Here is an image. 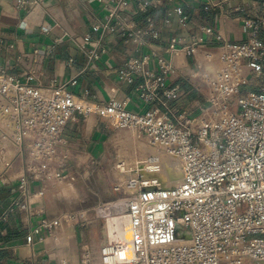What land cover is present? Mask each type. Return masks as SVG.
Wrapping results in <instances>:
<instances>
[{
	"label": "built area",
	"instance_id": "2783aa9c",
	"mask_svg": "<svg viewBox=\"0 0 264 264\" xmlns=\"http://www.w3.org/2000/svg\"><path fill=\"white\" fill-rule=\"evenodd\" d=\"M160 2L135 0V7L146 11ZM33 3L43 1L18 0L17 8L26 10ZM129 4L111 0L106 6L109 23L98 24L94 31H120L139 52L143 36L155 26L149 20L146 31L135 32L122 16ZM174 13L187 20L180 8ZM249 27L252 36L243 43H222L214 29L205 27L212 37L209 46L199 38L185 43L173 39L164 49L193 59L192 76L205 92L195 111L179 109L180 88L169 82L177 69L154 48L130 58L118 71L123 85L139 82L136 92L148 109L138 112L127 108L129 98L120 105L114 99L93 103L76 97L70 88L76 81L61 84L52 79L46 87L36 86L30 83L35 73L22 82L1 67L0 160L10 157L6 166L15 159L22 163L17 196L4 218L17 210L28 217L45 214L47 189H60L69 176L66 127L78 115H95L117 129L134 131L154 151L131 166L119 163L122 178L114 191L123 196L120 202L131 220L132 238L105 237L97 264H264V82L256 85L258 91L241 90L251 84V77L264 78V41L259 37L264 20ZM13 48L0 40V52ZM88 54L90 60L97 57L93 51ZM172 170H179L180 180L164 187L160 178ZM167 179L173 180L170 174ZM35 183L43 185L38 192L31 189ZM104 206L69 218L82 227L100 223ZM53 224L43 219L40 227ZM40 227L27 237L32 259L37 257L34 237ZM81 258L82 264H93L88 248Z\"/></svg>",
	"mask_w": 264,
	"mask_h": 264
},
{
	"label": "crops",
	"instance_id": "0c3cea01",
	"mask_svg": "<svg viewBox=\"0 0 264 264\" xmlns=\"http://www.w3.org/2000/svg\"><path fill=\"white\" fill-rule=\"evenodd\" d=\"M42 1L43 4L33 3L20 10L18 0H0V40L14 46L0 52V68L11 69L22 82L35 73L30 83L36 86L46 87L52 79L61 84L76 81L70 87L76 97L93 103L114 99L120 105L129 98L127 108L134 112L148 107L136 92L138 81L123 85L119 80L118 71L130 58L151 53V48L162 51L177 69L169 82L180 88L179 109L195 111L204 99L192 76L194 61L183 53H165L164 49L173 39L185 43L199 38L203 45L209 46L212 37L203 31L205 27L214 29L222 43H243L252 36L251 22L264 20V0H161L146 11L138 10L135 0H129L127 10L122 13L126 23L133 24L135 32L146 31L149 20L155 26L154 32L143 36L144 45L137 52L136 43H126L127 38L120 31H94L98 24L109 23L106 6L111 0ZM176 8L182 10L187 20L182 22V16L174 13ZM259 37L264 41L262 27ZM89 51L97 57L90 60ZM243 69L244 73L249 71L247 67ZM263 82L264 78L251 77V84L244 91H258L256 85ZM115 134L117 128L95 115H78L68 124L64 137L71 150L69 176L60 189H47L42 216L28 217L17 210L4 218L17 196L22 163L15 159L6 166L10 157L0 160V264H82L84 248L90 250L93 264L98 263L102 240L96 226L82 227L69 216L90 211L92 208L85 209L90 205L113 203L117 194L102 172L111 163V141ZM42 187L41 183H35L31 189L38 192ZM43 219L50 224L61 222L40 227ZM37 227H40L34 237L37 257L32 259L27 237ZM113 236L117 237L115 233L107 235L115 239ZM69 257L72 260L68 261Z\"/></svg>",
	"mask_w": 264,
	"mask_h": 264
},
{
	"label": "rangeland",
	"instance_id": "374dc122",
	"mask_svg": "<svg viewBox=\"0 0 264 264\" xmlns=\"http://www.w3.org/2000/svg\"><path fill=\"white\" fill-rule=\"evenodd\" d=\"M245 71V69H243V72ZM253 82V79H252ZM256 82V81H255ZM247 88L244 86L241 88L242 92H244V90H246ZM201 98L205 99V92H201ZM111 163L105 167L104 171L102 172L103 177L107 180V182L109 183V186H113L114 188V184L116 182H119V179L122 178L121 177V169L118 168V165L120 162H124L127 166L128 165H133L136 163V161H140L143 160L145 158H147L149 155H151L154 151L149 148L147 142L145 141V139L143 137H139L134 131L129 130V129H118V134L114 136V138L111 141ZM118 168V169H117ZM128 167H126V171H127ZM179 173V170H178ZM165 174V176H164ZM169 174L170 172H166L163 173V182L165 183V185L168 187L169 185H173L171 184L170 181H168L167 178H169ZM174 176V174H173ZM164 177H166V179H164ZM179 178V175L174 176ZM173 179V178H172ZM117 195L115 196V198L113 199V203L112 204H95V205H90L89 207L85 208H92L90 209V213L92 214L93 211L102 206H104V209H106V211H104V219L100 221V223H94L90 226H96L97 228V234H98V238L100 240L105 239V237H107V221L110 218H114V217H123L124 216V206L122 205V203L120 202V199L123 198L122 194H118V192H115ZM120 219V218H119ZM125 222L129 220L128 219H123ZM121 221V220H120ZM115 240H120L119 238L116 237ZM61 254V253H60ZM83 254V251L81 253V256ZM70 260H72V257L68 258ZM69 263V262H68Z\"/></svg>",
	"mask_w": 264,
	"mask_h": 264
},
{
	"label": "bare ground",
	"instance_id": "6f19581e",
	"mask_svg": "<svg viewBox=\"0 0 264 264\" xmlns=\"http://www.w3.org/2000/svg\"><path fill=\"white\" fill-rule=\"evenodd\" d=\"M173 174H174V176H177L178 175V171H176V170L170 171V178L171 179L173 178V180L170 181L171 184H173V183L177 184L180 179L177 178V177H174ZM164 176H165V174H164ZM160 179H161V181H163L162 177ZM164 179H166V177H164ZM163 184H164L163 185L164 187H167L164 182H163ZM119 218L120 219L121 218L122 219H128L129 222L128 221L125 222L124 220L120 221ZM106 231H107V235H113L115 233L117 235V238L124 239L126 241H131V238H132L131 220H130V218L127 215H124L123 217H118V218L114 217V219L111 218L107 222ZM114 238L116 239V237H114Z\"/></svg>",
	"mask_w": 264,
	"mask_h": 264
}]
</instances>
